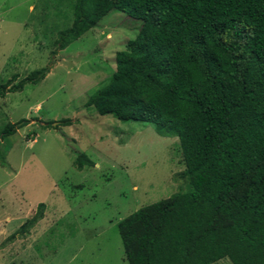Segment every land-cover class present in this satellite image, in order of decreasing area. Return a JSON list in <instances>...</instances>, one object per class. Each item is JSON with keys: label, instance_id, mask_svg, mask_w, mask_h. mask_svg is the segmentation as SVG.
Segmentation results:
<instances>
[{"label": "trees", "instance_id": "obj_1", "mask_svg": "<svg viewBox=\"0 0 264 264\" xmlns=\"http://www.w3.org/2000/svg\"><path fill=\"white\" fill-rule=\"evenodd\" d=\"M85 1L71 0L73 23L57 31L52 55L89 25ZM114 3L141 24L127 41L133 61L112 74L106 100L116 119L150 123L158 135L178 139V176L186 184L117 223L127 264H264V0ZM49 70L0 81V98ZM52 123L44 126L72 120ZM16 129L6 123L1 138ZM73 165L82 170L94 162L80 152ZM44 209L38 203L9 238L29 233Z\"/></svg>", "mask_w": 264, "mask_h": 264}, {"label": "rangeland", "instance_id": "obj_2", "mask_svg": "<svg viewBox=\"0 0 264 264\" xmlns=\"http://www.w3.org/2000/svg\"><path fill=\"white\" fill-rule=\"evenodd\" d=\"M114 4L86 0L89 25L52 55L57 31L73 23L71 0H0V81L50 66L43 80L0 98V264H127L117 223L186 189L178 139L116 119L106 100L112 74L133 61L127 41L141 24ZM65 118L72 124L44 126ZM8 122L17 129L1 138ZM80 152L92 167H74ZM40 202L43 218L9 238Z\"/></svg>", "mask_w": 264, "mask_h": 264}, {"label": "water", "instance_id": "obj_3", "mask_svg": "<svg viewBox=\"0 0 264 264\" xmlns=\"http://www.w3.org/2000/svg\"><path fill=\"white\" fill-rule=\"evenodd\" d=\"M55 124V123H54Z\"/></svg>", "mask_w": 264, "mask_h": 264}]
</instances>
